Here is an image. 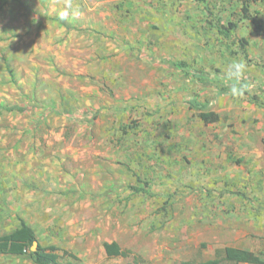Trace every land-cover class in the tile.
Segmentation results:
<instances>
[{"label":"rangeland","instance_id":"rangeland-1","mask_svg":"<svg viewBox=\"0 0 264 264\" xmlns=\"http://www.w3.org/2000/svg\"><path fill=\"white\" fill-rule=\"evenodd\" d=\"M67 2L0 0V106L27 108L0 113V234L22 217L75 264L197 263L226 245L264 264V93H217L233 61L264 85V0L246 2L256 24L243 0H70L78 15L60 21ZM190 90L214 97L217 121Z\"/></svg>","mask_w":264,"mask_h":264},{"label":"trees","instance_id":"trees-1","mask_svg":"<svg viewBox=\"0 0 264 264\" xmlns=\"http://www.w3.org/2000/svg\"><path fill=\"white\" fill-rule=\"evenodd\" d=\"M198 2H203L204 0H194ZM243 5L241 7L242 16L248 18L251 22L256 24L254 17L250 16L248 13L246 2L248 0H243ZM256 1V0H254ZM235 27V23L227 22V24L219 23L217 28L220 34L224 38L230 36V30ZM241 47L244 48L243 44ZM173 66L177 67L182 73V78L185 80L195 79L196 84L205 86L214 84L216 81L210 80L212 71H203L202 69H188L187 64L183 61L170 60ZM219 74L223 75L222 72L217 68H211ZM217 73L214 76L217 77ZM216 79V78H213ZM194 81V80H193ZM247 85V91L245 94L249 95L251 102L255 104H261L258 101L261 93H264V85L255 81L254 78L244 75L243 81ZM230 83L227 81L222 85H218L217 93H230ZM256 88V92L250 93V88ZM187 95L184 97V101L188 104L189 108L197 110V116L204 122H215L219 119L218 113L210 107V99L198 101L199 97L198 91L195 92L190 90L186 92ZM27 111L25 106L19 104H3L0 106V113L11 112V113H22ZM75 115V114H74ZM135 191H141L143 189L139 186H132ZM8 202L4 198H0V221L7 217L6 211L8 210ZM18 222L13 228L0 234V254L13 255L17 257H25L31 260L34 264H75L77 259L76 255L69 250H62L59 252L58 248L54 244L42 245L39 242L37 233L35 232L33 226H31L22 217H17ZM36 241L37 245L34 250L31 249L32 242ZM106 254L108 256L125 255V252L120 249L117 242H104L103 243ZM200 251V250H199ZM264 255V254H263ZM263 260L260 255L255 252L238 248L234 246H224L218 247L213 250V253L209 257H199L198 262L192 261H182L180 264H238V263H251V264H262Z\"/></svg>","mask_w":264,"mask_h":264},{"label":"clouds","instance_id":"clouds-1","mask_svg":"<svg viewBox=\"0 0 264 264\" xmlns=\"http://www.w3.org/2000/svg\"><path fill=\"white\" fill-rule=\"evenodd\" d=\"M78 15V11L72 9V5L67 2L64 8L58 12V19L60 21H67L69 17L75 18ZM247 70V65L244 61H233L229 64L226 72L225 78L230 83V94L233 98H241L247 91V85L244 84L243 78Z\"/></svg>","mask_w":264,"mask_h":264},{"label":"water","instance_id":"water-1","mask_svg":"<svg viewBox=\"0 0 264 264\" xmlns=\"http://www.w3.org/2000/svg\"><path fill=\"white\" fill-rule=\"evenodd\" d=\"M36 245H37V242H36V241H33V242H32V246H31V249L34 250L35 247H36Z\"/></svg>","mask_w":264,"mask_h":264},{"label":"crops","instance_id":"crops-1","mask_svg":"<svg viewBox=\"0 0 264 264\" xmlns=\"http://www.w3.org/2000/svg\"><path fill=\"white\" fill-rule=\"evenodd\" d=\"M252 1H254V0H252ZM247 5V4H246ZM227 246V245H226ZM241 264H249V263H241Z\"/></svg>","mask_w":264,"mask_h":264},{"label":"built area","instance_id":"built-area-1","mask_svg":"<svg viewBox=\"0 0 264 264\" xmlns=\"http://www.w3.org/2000/svg\"><path fill=\"white\" fill-rule=\"evenodd\" d=\"M249 264H251V263H249Z\"/></svg>","mask_w":264,"mask_h":264}]
</instances>
